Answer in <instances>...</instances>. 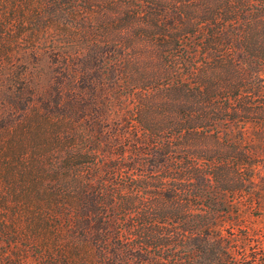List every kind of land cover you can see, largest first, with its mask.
<instances>
[{
  "label": "trees",
  "instance_id": "obj_1",
  "mask_svg": "<svg viewBox=\"0 0 264 264\" xmlns=\"http://www.w3.org/2000/svg\"><path fill=\"white\" fill-rule=\"evenodd\" d=\"M262 166L264 0H0V264H264Z\"/></svg>",
  "mask_w": 264,
  "mask_h": 264
},
{
  "label": "rangeland",
  "instance_id": "obj_2",
  "mask_svg": "<svg viewBox=\"0 0 264 264\" xmlns=\"http://www.w3.org/2000/svg\"><path fill=\"white\" fill-rule=\"evenodd\" d=\"M256 177L253 193L246 194L245 198L240 201L238 208L244 224H248L252 228L250 239L256 247L250 251V254L264 258V166H262L261 173ZM251 199L252 204L250 203ZM260 199L263 201L261 202ZM239 232L242 233L243 229H240Z\"/></svg>",
  "mask_w": 264,
  "mask_h": 264
}]
</instances>
